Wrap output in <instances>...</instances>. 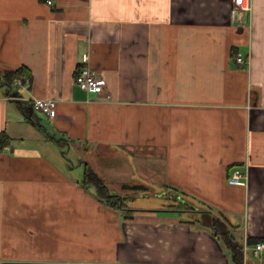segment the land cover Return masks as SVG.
Listing matches in <instances>:
<instances>
[{
  "label": "crops",
  "instance_id": "obj_1",
  "mask_svg": "<svg viewBox=\"0 0 264 264\" xmlns=\"http://www.w3.org/2000/svg\"><path fill=\"white\" fill-rule=\"evenodd\" d=\"M250 5L233 20L231 0H0V73H30L0 75V264H235L194 212L264 264L247 243L264 242V0ZM80 68L110 100L74 84ZM34 99L57 101L53 118ZM86 167L189 209L106 208ZM235 167L246 185L227 183Z\"/></svg>",
  "mask_w": 264,
  "mask_h": 264
},
{
  "label": "trees",
  "instance_id": "obj_2",
  "mask_svg": "<svg viewBox=\"0 0 264 264\" xmlns=\"http://www.w3.org/2000/svg\"><path fill=\"white\" fill-rule=\"evenodd\" d=\"M235 56V54L233 55ZM237 56V55H236ZM235 56V57H236ZM234 57V58H235ZM2 79L6 84L11 85L19 79H30V73L27 69L21 67L14 71H5L0 73ZM8 144V141L4 137H0V147ZM82 187H93L96 191V198L103 204L106 208L114 210L116 212H133L128 209L125 204V199L117 194H112L109 188L106 186L103 179L97 176L89 167H86L83 180L81 182ZM174 205L170 204L167 208H174L180 210H188V206L181 202H173ZM183 204V205H182ZM145 212V211H143ZM150 212V211H146ZM202 215L201 221H199L203 226L209 227L214 235H220L225 241L228 248L231 250L233 261L235 264H241L243 259V247L236 241L235 237L228 232L223 225L216 218L210 219L209 212H194ZM247 243L254 246L259 243L256 240H247Z\"/></svg>",
  "mask_w": 264,
  "mask_h": 264
},
{
  "label": "built area",
  "instance_id": "obj_3",
  "mask_svg": "<svg viewBox=\"0 0 264 264\" xmlns=\"http://www.w3.org/2000/svg\"><path fill=\"white\" fill-rule=\"evenodd\" d=\"M250 2L251 0H231L232 19L235 20L236 15L239 12H250ZM48 4H50V2H48ZM235 61L240 66H244L246 64L240 54L235 57ZM74 84L84 92L101 95L106 100L111 99V93L108 89L106 81L104 79L97 78L89 68H80L76 71ZM56 107L57 101L52 99H34L32 101L33 110L48 118H53ZM246 181V174L239 167L233 168L227 179V183L231 186H244L246 185ZM251 251L254 257L260 258L264 254V242L256 243L251 248ZM244 253H246V247L243 249V255ZM241 264L245 263L243 262Z\"/></svg>",
  "mask_w": 264,
  "mask_h": 264
},
{
  "label": "rangeland",
  "instance_id": "obj_4",
  "mask_svg": "<svg viewBox=\"0 0 264 264\" xmlns=\"http://www.w3.org/2000/svg\"><path fill=\"white\" fill-rule=\"evenodd\" d=\"M37 115L41 116L44 118V115L40 114L39 112H36ZM106 184V182H105ZM109 187L110 192L112 194H117L121 196L122 198L125 199V204L128 209H133V210H148V209H153V208H163L165 206H169L170 204L174 205V203H170L169 201L166 200V198H159V199H153L149 197L150 195L146 193L145 191H141L139 189H128L124 188L121 183H118L114 181L111 185H107ZM93 189V187L91 186ZM172 196L176 197L175 194L173 195L172 193H169ZM182 203V202H181ZM184 204V203H183ZM182 204V205H183ZM124 213H122V216ZM202 217H199V221H201ZM258 259L257 257H255Z\"/></svg>",
  "mask_w": 264,
  "mask_h": 264
}]
</instances>
